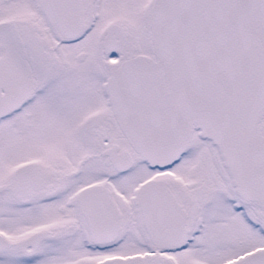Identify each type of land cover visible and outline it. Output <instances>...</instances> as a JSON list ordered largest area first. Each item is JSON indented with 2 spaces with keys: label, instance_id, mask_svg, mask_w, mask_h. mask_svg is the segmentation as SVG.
Segmentation results:
<instances>
[{
  "label": "snow or ice",
  "instance_id": "1",
  "mask_svg": "<svg viewBox=\"0 0 264 264\" xmlns=\"http://www.w3.org/2000/svg\"><path fill=\"white\" fill-rule=\"evenodd\" d=\"M0 264H264V0H0Z\"/></svg>",
  "mask_w": 264,
  "mask_h": 264
}]
</instances>
